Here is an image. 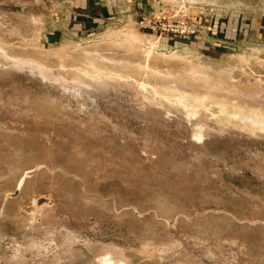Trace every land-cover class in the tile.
<instances>
[{
  "label": "rangeland",
  "instance_id": "obj_1",
  "mask_svg": "<svg viewBox=\"0 0 264 264\" xmlns=\"http://www.w3.org/2000/svg\"><path fill=\"white\" fill-rule=\"evenodd\" d=\"M0 47V264H264V0H0Z\"/></svg>",
  "mask_w": 264,
  "mask_h": 264
},
{
  "label": "bare ground",
  "instance_id": "obj_2",
  "mask_svg": "<svg viewBox=\"0 0 264 264\" xmlns=\"http://www.w3.org/2000/svg\"><path fill=\"white\" fill-rule=\"evenodd\" d=\"M136 36V35H135ZM139 36V35H138ZM135 46V45H134ZM137 47V46H136ZM141 51V50H140ZM144 51V50H143ZM142 51V52H143ZM147 52V51H146ZM145 52V54H146V57H147V59H149V56H150V54H151V52L149 51L148 53H146ZM6 57V55H5V51H4V49L3 48H1L0 47V62L1 61H3L4 63H6V64H9V62L8 61H5L4 60V58ZM91 60V55H90V53L89 52H87V54H85V56H84V62H86V63H88L87 65L88 66H90L91 68H93V62L92 61H90ZM148 61V60H147ZM2 63V62H1ZM150 63L151 62H148V63H144V64H146V66L148 67V66H150ZM92 70V69H91ZM10 71V70H9ZM149 72V71H148ZM152 74L153 75H151V76H145V79H147L146 81H148V82H150V83H153L154 81L155 82H158V83H164V84H167L168 86H170V87H174V86H176V84H174V82L172 83V80H170L168 77H167V75L166 74H163V76H161V72H156L155 70H154V72H152ZM183 74V73H182ZM166 76V77H165ZM144 78V77H143ZM176 79H174V81H175ZM176 81H178V80H176ZM180 81V80H179ZM66 85H67V83L66 82H64ZM108 86H111V82H104V83H100V84H97V83H95L93 80H91V79H89L87 76H85V75H82L81 76V74L80 75H78V78H76V82H75V89H79L80 91H83V92H86V94L89 96L88 98H90L91 96H92V94L93 93H95V91H98L99 92V90H104V89H106V88H108ZM166 89V88H165ZM169 90H170V88H168V89H166V91H168V93L167 94H169ZM171 91V90H170ZM172 93H173V91H171ZM197 91H194V92H192L193 94H195ZM206 92V91H205ZM208 92V93H207ZM206 92V94H209V92L210 91H207ZM192 93L191 94H189V96H190V99H194L193 98V95H192ZM210 94H211V92H210ZM212 95L213 94H211V99L213 98H216L217 99V97H212ZM216 94H214V96H215ZM148 99H149V101H150V103H152V104H157L156 103V99H155V96L151 93V95L150 96H148ZM212 99V100H213ZM215 99V100H216ZM219 99H221V98H219ZM219 99L217 100V101H219ZM221 102H222V100H220ZM223 101H225V100H223ZM191 103H193V102H191ZM168 106H166V108L167 109H163V110H161V116H167L166 118H168V115L170 114V110H171V108H173V106H169V104H167ZM163 106H165V105H163ZM236 109V108H235ZM241 109V108H240ZM173 111L174 110H177L179 113H181L183 116H181L182 117V119H187L188 121H190L191 119V116L193 115V114H195V113H193L192 114V112H190V111H184L182 108H180V109H178V107H177V109H172ZM233 110V109H232ZM156 112L157 113H159L157 110H156ZM176 112V111H175ZM236 112V111H235ZM239 112H244V111H239ZM263 113V112H262ZM262 113H260L261 115H263ZM256 114H259V113H256ZM240 116H242V117H245V116H243V115H241V114H239ZM170 116V115H169ZM251 116V115H250ZM249 116V117H250ZM252 116H253V114H252ZM252 118V117H251ZM250 118V119H251ZM224 119V118H223ZM226 119V118H225ZM258 119H260V118H258ZM262 119V118H261ZM260 119V120H261ZM228 120V119H227ZM246 120H249V119H246ZM232 121V120H231ZM242 121V120H241ZM251 121H252V123L254 124L255 123V121L257 122L255 125H257L258 123L259 124H261V121L259 122V120H257V119H251ZM178 122H179V120H178ZM180 123V122H179ZM258 124V125H259ZM244 126V125H243ZM261 128V127H260ZM263 128V127H262ZM261 128V129H262ZM209 130H207V131H205V130H203V129H192V133H191V136L192 137H194V139H196L197 141H200V140H203L204 138H205V136H209L210 135V133L208 132ZM258 132V131H257ZM23 151H22V149L20 148V147H18L17 145H15V157L13 158V159H11L9 162H8V164H7V166H8V171L9 172H12V171H14L16 168H18V167H21L22 166V164H21V159H20V156L21 155H23L24 156V154L22 153ZM29 155V154H28ZM28 155H26L25 157H27ZM30 156V155H29ZM63 257L62 256H60L59 258H58V260L59 261H62L61 259H62ZM93 261H92V264H131V262H127V259H126V257L124 256V255H122V256H120L119 255V253H117V252H115L114 250H111V249H103L102 251H100L99 253H97V254H94L93 255ZM57 260V261H58ZM57 264H61V263H57Z\"/></svg>",
  "mask_w": 264,
  "mask_h": 264
}]
</instances>
